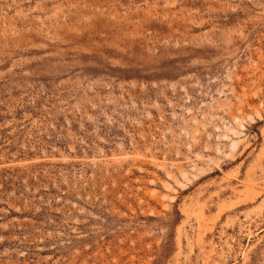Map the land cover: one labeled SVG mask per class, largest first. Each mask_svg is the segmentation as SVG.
<instances>
[{
    "label": "rangeland",
    "instance_id": "rangeland-1",
    "mask_svg": "<svg viewBox=\"0 0 264 264\" xmlns=\"http://www.w3.org/2000/svg\"><path fill=\"white\" fill-rule=\"evenodd\" d=\"M0 264H264V0H0Z\"/></svg>",
    "mask_w": 264,
    "mask_h": 264
}]
</instances>
